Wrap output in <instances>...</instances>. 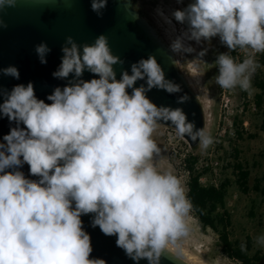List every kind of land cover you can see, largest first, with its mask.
I'll list each match as a JSON object with an SVG mask.
<instances>
[{"label":"clouds","instance_id":"1","mask_svg":"<svg viewBox=\"0 0 264 264\" xmlns=\"http://www.w3.org/2000/svg\"><path fill=\"white\" fill-rule=\"evenodd\" d=\"M107 2L91 0V8L100 16ZM16 4L0 0V12ZM156 13L173 31V18L187 26L171 42L173 53H192L187 41L218 36L229 51L217 55L216 83L223 89L251 88L259 66L255 54L264 52V0H191L171 16L159 7ZM7 27L0 19V28ZM237 49L245 53L242 61L230 55ZM49 51L45 43L37 45L41 63ZM62 51L53 76L73 73V82L57 86L47 96L51 103L37 98L32 82L0 90V117L15 122L0 140V264H106L90 258L91 238L81 219L90 213L91 226L115 235L116 245L136 264L141 259L160 264L170 245L179 253L190 232L193 204L178 175L156 167L160 148L153 133L159 121H170L178 136L198 139L202 151L215 139L204 128L194 131L181 108L158 107L148 98L153 87L181 91L165 78L154 55L133 63L131 74L123 71L117 79L113 65L119 58L106 35L82 51L68 36ZM85 70L93 78L80 79ZM2 71L19 79L16 66ZM138 79H146V86L134 87ZM187 99L183 95L178 102ZM25 163L38 179L24 174ZM255 243L264 247V235Z\"/></svg>","mask_w":264,"mask_h":264},{"label":"water","instance_id":"2","mask_svg":"<svg viewBox=\"0 0 264 264\" xmlns=\"http://www.w3.org/2000/svg\"><path fill=\"white\" fill-rule=\"evenodd\" d=\"M98 16L91 8V0H17L14 8L0 12L8 27L0 28V90L10 91L16 84L27 85L32 82L35 95L47 100L57 86L63 87L73 82L74 74L67 78L53 76L63 57L62 47L68 36L80 47L93 44L95 39L104 34L108 37L113 55L119 61L113 65L117 79L123 71L131 74V65L141 58L154 55L165 72V78L177 83L180 92L169 93L164 89L153 87L146 92L148 98L159 106L181 108L187 120L194 123V131L204 128V114L201 104L189 85L186 77L180 71L175 53L161 36L153 23L136 6L135 0H108L107 6ZM45 43L50 49L45 54L46 63H41L37 45ZM70 46V45H69ZM175 60V63L172 60ZM16 66L19 79L4 75L2 69ZM95 74L85 70L80 79H91ZM144 84L146 79H138L134 87ZM131 92V89H128ZM188 99L178 102L180 96ZM4 97L0 95V103ZM161 125L175 127L170 121L158 122ZM15 122H9L6 117H0V140L9 132ZM23 127V125H21ZM176 130V129H175ZM191 148L199 145V140L191 141L183 137ZM31 179H38L29 173V165L25 163L21 169ZM93 214L82 215L84 229L90 234L92 252L90 258H103L106 264H136L125 251L116 245L115 235H105L99 226L92 227ZM139 264H149L147 259H141ZM160 264H191L170 249V255L161 258Z\"/></svg>","mask_w":264,"mask_h":264},{"label":"rangeland","instance_id":"3","mask_svg":"<svg viewBox=\"0 0 264 264\" xmlns=\"http://www.w3.org/2000/svg\"><path fill=\"white\" fill-rule=\"evenodd\" d=\"M135 1L141 14L153 23L169 46L176 36L186 30V25L173 18V31L172 27L157 15L156 9L159 7L165 15L171 16L172 11L187 6L191 0ZM186 43L195 50L192 53H175V58L201 104L204 129L211 133L215 143L206 151H202L199 145L191 148L173 128L158 123L153 139L160 148V153L154 163L159 170H171L178 175L186 190L188 176L183 158L187 154L198 157V171L206 168V172L200 177L202 184L217 185L225 178L230 179L232 183L228 188L226 208L231 215V238L243 242L246 236H250L253 240L251 252L264 251V247L255 243L257 236L264 235V195L252 189L254 180L264 175L263 115L254 103V95L259 92L255 80L264 81V52L256 53L255 58L259 66L252 76L251 88L243 92L239 87L223 89L216 83L217 55L229 51L218 36L200 43ZM203 49L207 51L200 57L198 54ZM237 130L242 133L241 138L236 136ZM233 147L238 148L240 152L238 160L250 170L248 193L241 192L234 181L233 168L229 165L235 161L232 156ZM188 223L190 232L187 237L182 238L179 253L176 246H169L173 252L191 264H237L221 252L214 232L209 229L201 231L193 212L190 213Z\"/></svg>","mask_w":264,"mask_h":264},{"label":"trees","instance_id":"4","mask_svg":"<svg viewBox=\"0 0 264 264\" xmlns=\"http://www.w3.org/2000/svg\"><path fill=\"white\" fill-rule=\"evenodd\" d=\"M239 49L230 53L235 59L238 58ZM264 59V56H263ZM255 86L259 92L254 95L255 106L261 110L263 115L262 127H264V81L262 79L255 80ZM244 92V90H243ZM236 136L241 138L242 133L237 130ZM254 137L255 135H249ZM239 150L233 147V164H229L233 168L235 183L238 189L243 193H248L250 170L242 164L239 158ZM198 157L187 154L183 158L185 170L187 171V195L193 204L192 212L196 217L201 231L208 229L215 233L217 244L221 252L230 260L237 264H264V251H253V240L250 236H246L243 242L232 240L231 238V215L226 208V197L228 188L232 181L228 178L220 181L217 185L202 184L200 177L206 172V168L201 171L197 170ZM264 175L254 180L252 189L264 195ZM244 244L242 249L241 245Z\"/></svg>","mask_w":264,"mask_h":264},{"label":"built area","instance_id":"5","mask_svg":"<svg viewBox=\"0 0 264 264\" xmlns=\"http://www.w3.org/2000/svg\"><path fill=\"white\" fill-rule=\"evenodd\" d=\"M256 55V54H255ZM245 57V53H243L241 50L239 51V55H238V58L237 60H243ZM174 131L176 132V130L174 129Z\"/></svg>","mask_w":264,"mask_h":264}]
</instances>
